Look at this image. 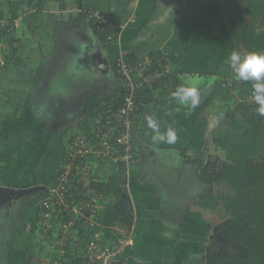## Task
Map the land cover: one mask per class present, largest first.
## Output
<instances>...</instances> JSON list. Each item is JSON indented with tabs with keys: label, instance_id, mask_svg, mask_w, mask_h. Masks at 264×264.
Returning a JSON list of instances; mask_svg holds the SVG:
<instances>
[{
	"label": "crops",
	"instance_id": "1",
	"mask_svg": "<svg viewBox=\"0 0 264 264\" xmlns=\"http://www.w3.org/2000/svg\"><path fill=\"white\" fill-rule=\"evenodd\" d=\"M26 4L0 0V15L12 29L10 33L0 29V41L9 38L1 57L8 58L2 66L6 73H0V78L11 76L17 81L0 104V208L9 209L6 214L12 221L10 230L0 235V264H49L55 236L37 240L39 203L56 183L71 136H87L94 127L96 120L81 112L85 100L96 93L113 97L120 79L111 67L119 57L129 54L135 62L155 53L162 54L167 73L134 117L133 161L125 167L97 160L92 164L93 180L117 175L127 193L120 204L112 195L102 198L97 229L109 237L132 232L131 245L119 261L110 264H127L129 259L179 264L177 259L186 249L181 251L182 245L201 243L207 235L210 241L215 231L193 222L198 196L192 189L198 177L196 154L207 148L209 130L205 131L204 123L216 117L213 105L223 103L216 87L228 76L220 73L226 68L230 46H235L228 26L230 1L29 0ZM66 6L73 10L68 12ZM84 8H97L107 16L111 33L107 42L98 39L89 18L80 14ZM82 53L100 55L107 71L96 72L81 63ZM56 66L67 76L78 77H73L71 87L50 90ZM181 76L201 79L200 104L192 111L170 98ZM25 95L30 103L28 120L20 128L8 119L22 106ZM148 115L160 122L162 131L175 130V144L152 142ZM165 164L177 172L164 169ZM35 186L17 196L9 191ZM77 232L71 237L74 246ZM209 247L205 245L206 250ZM71 254L79 258L80 252Z\"/></svg>",
	"mask_w": 264,
	"mask_h": 264
},
{
	"label": "trees",
	"instance_id": "2",
	"mask_svg": "<svg viewBox=\"0 0 264 264\" xmlns=\"http://www.w3.org/2000/svg\"><path fill=\"white\" fill-rule=\"evenodd\" d=\"M229 1L236 8L228 18L229 34L234 45L246 51H264V0ZM80 14L85 15L84 12ZM89 22L98 39L104 43L107 42L106 34L100 29H95L90 19ZM123 58L128 62L133 61L129 54ZM111 68L120 79L116 93L111 98L102 93L92 94L85 100L82 107L83 116L96 120L95 123L102 120L106 114L110 115L114 121L125 93L116 61L113 62ZM156 86L151 89L143 88L137 93L136 100L140 106L135 116L141 110V105L148 101ZM237 89H239V97L249 95L251 100L235 99L232 103H228L227 110L221 114L219 122L224 127L217 125V128L210 131L213 143L224 152L223 162L221 161L220 165L216 166L214 162L204 158L203 154H196L198 155V177L205 184L197 204L201 208L222 212V222L218 224L217 230L215 228L213 233L221 235L227 243L232 244L234 251L228 249L225 251L222 248L204 251L201 257L196 260L198 264H264V116L257 114L255 110V105L252 102L251 82L240 81V87ZM210 99L206 100L205 104H208ZM11 107L9 106L10 109ZM75 136V134L72 135L70 140ZM131 151L135 152L133 141ZM105 164L113 165L112 161H107ZM116 164L121 167L122 162L118 161ZM60 171L61 166L57 171V176ZM123 183L117 175H111L105 180H93L92 177L89 188L95 194H102V197L112 195L120 204L124 200V195L127 194ZM215 184H224L226 191L216 192ZM71 194L74 193H66L68 201L71 199L80 200V197ZM45 197L47 196L45 195ZM45 199H40L38 221ZM56 215L58 221L70 219L65 212L56 213ZM126 219L125 225L128 228L130 224L128 218ZM75 222L78 238L73 240L77 246L69 244L72 239L70 238V241L68 239L67 247H71L62 264H66V257L71 255L72 250L80 252L79 260L83 254L81 244L85 245L87 240V235L84 237L82 234L85 231V226L82 218H75ZM96 232H98L97 229ZM102 235L104 240L108 241L106 238L109 239V235L104 233ZM116 236H121V234ZM81 238L80 244L78 242ZM204 240V238L201 240L202 245L205 243ZM215 240L217 241L218 238L212 234L210 240L212 244ZM51 250L53 254L49 264L56 253L53 248ZM79 260L76 261L77 264H79ZM127 264L141 263L129 259Z\"/></svg>",
	"mask_w": 264,
	"mask_h": 264
},
{
	"label": "built area",
	"instance_id": "3",
	"mask_svg": "<svg viewBox=\"0 0 264 264\" xmlns=\"http://www.w3.org/2000/svg\"><path fill=\"white\" fill-rule=\"evenodd\" d=\"M66 9L68 12L73 10L69 6H66ZM83 10L95 29H100L106 34V39H110V22L107 16L97 8ZM0 29L5 33L12 31L9 22L1 15ZM164 61L161 53H155L135 62H128L123 56L119 57L116 66L125 93L121 106L115 114V120L113 121L111 116L106 114L104 120L94 124L90 134L77 135L68 142L60 174L43 201L38 221V231L43 238L55 236L50 244L56 252L51 264H62L67 255L71 247H67L68 239L70 241L75 231V218H82L86 232L84 237L87 235L85 245L81 244L82 238L80 240L83 254L79 264H110L114 260L119 261L131 245V231L121 236L106 238L108 241H105L102 233L97 229L103 197L102 194L90 193L92 164L95 160L112 161L115 167L118 166L116 162L121 161V167H125L133 161L131 150L134 117L140 106L136 95L143 88L151 89L162 83L167 73ZM68 192L74 193L71 195L80 197V200L68 201L66 199ZM61 212H65L70 219L56 220V213Z\"/></svg>",
	"mask_w": 264,
	"mask_h": 264
},
{
	"label": "rangeland",
	"instance_id": "4",
	"mask_svg": "<svg viewBox=\"0 0 264 264\" xmlns=\"http://www.w3.org/2000/svg\"><path fill=\"white\" fill-rule=\"evenodd\" d=\"M18 1H20L24 5L27 2H29V0H18ZM235 9H236L235 5L231 3L229 5L230 13L232 14L235 11ZM8 39L9 38H6L5 41H3V42L0 41L1 42L0 43V60H3V63H2V61L0 62V73H6L5 69H3L2 66L6 65V62H7L8 58H6V56H5V58H1V57H3V53H5L6 46L9 45L8 44ZM230 48H232V51L233 50L246 51V50L242 49L241 47L239 48V47H236V46H230ZM258 52L264 53V51H258ZM9 54H11V53H9ZM7 57H8V55H7ZM21 58H23V57H21ZM73 60L74 59H72V62H73ZM225 66H226V68L221 71L220 75H224V74L227 73V75H228L227 79L226 80H222L221 82H219L218 86L216 87L217 89H219V92H220L217 97L221 96V98L219 100H223V103H222V105H220L221 103L216 102L213 105L215 110H217V111H213V112H216L215 113L216 117H214V115H212L213 117L209 118V121L206 122V124L204 123L205 131H207V129L209 130L208 131L209 137H208V139H207V141L205 143L207 148L203 149L204 150V153H203L204 156L203 157L208 159V160H210L211 162H214L216 164V166L220 165L221 161L223 162V160H224V152L220 148L216 147V145L213 143L210 131H213V128H217V125L221 126L222 128L224 127V125L219 124L220 119H221V114H223V112L225 110H227V106L230 103H232L233 100H235V99H239V100H242V101L243 100H248V101L251 100L249 95H247L246 97L245 96H243V97H239L238 96L239 89H237V88L240 87V81H238L237 79L234 78V74H233L231 68L229 67V65L227 64V61H226V65ZM66 74H67V72H65L63 70L59 71L58 66H56V68L53 71L51 82H50V86H51L50 90L51 91H56L59 86L60 87H66V86L67 87H71L70 84H73V83H70V82L72 81L73 77L74 78H78L77 76H73L72 77V75L67 76ZM0 76H1V74H0ZM59 76H65V78L60 79ZM74 80H76V79H74ZM198 80L200 81L201 79H198ZM15 81L16 80L12 79L11 76L0 78V104H4L3 103V102H5L4 99H7L6 98L7 96H5L6 94H9L7 92V90L11 91L12 89H14V86L17 83V81H16V83H15ZM106 81H107V79H106ZM109 82H111V81L109 80ZM19 97L20 96L17 95V100H18ZM217 97L215 96V98H217ZM26 98H27L26 95L22 97V99H21L22 106L17 107V109H15L14 112H11V114H10L11 117L8 119V120H12L13 124L14 123L15 124H19V127L20 126L21 127L25 126L27 124V120H28L27 114H28L29 111H27V110H28L29 107L27 108V106H28V104L30 106V103H29L28 100L25 101ZM46 103H48V101H46ZM2 106L7 107V105H2ZM49 109H51V108H49ZM73 112H75V111H73ZM77 120H79V119H77ZM77 120H76V122H77ZM10 127L14 128V126H10ZM19 127H17L16 130H18ZM0 129H3V128L0 127ZM28 151H32V149L30 148V150H28ZM167 165L165 164L163 166V168L164 169L166 168V170H171V171L177 172V170H174L175 169L174 167H169V165L168 166ZM190 173H193L192 169H190ZM190 180H192V178ZM204 187H205V184L200 180L199 177H197L196 180H195L194 187L192 189L193 190V194L197 195L199 197V195H201L203 193ZM214 190L216 192L217 191L218 192L219 191L225 192L226 191V186L224 184H215L214 185ZM10 199H13V198H10ZM20 201H21V199H20ZM193 207L195 208V211H194V209H192V211H193L192 213L196 214V217L194 219L192 218L194 223L199 224V225H201L203 227H207L209 231H211V229L213 230L215 228L217 230L218 224H220L222 222L221 221V219H222V217H221L222 212L221 211H218V210L215 211V210H209V209L201 208L196 203H194ZM18 209H19V204L16 207V211L17 212H18ZM8 210L9 209H7V208L6 209L0 208V235L1 234L2 235L5 234L8 230H10V228L12 226V221H10L9 217H7V214H6V212H8ZM9 214H10V211H9ZM124 233H126V230H125V232L120 233V234L123 235ZM120 234L118 233L116 235H120ZM212 234H213V236H216V238H217L218 234L215 235L216 233H213V232H212ZM209 236L210 235H207V238H205L204 245H202L199 242L194 243L195 245H193L192 243H188L186 245H182L181 246V251L184 250V248H186V249L184 250V252L181 253L179 259H177V257H176L177 263H179V264H198L197 261H195V260L199 259L201 257V255H202V252H204L206 250L205 249V245L206 246L207 245L211 246V247L208 248V250H214V248H218V249L222 248L225 251H227V249L229 251H234V249H233L234 246L232 244L227 243L226 241H223V240H220V239H218L217 241L215 240L213 242V244H212L211 241H209V239H210ZM45 237H47V236H45ZM39 239L43 240V236L38 233L37 234V240H39ZM78 243H80V241ZM206 252H207V250H206ZM52 254H53V252H52ZM51 257H52V255H51ZM66 259H67L66 264H74L78 260V257H77V255L75 256V255L71 254V256L66 257Z\"/></svg>",
	"mask_w": 264,
	"mask_h": 264
},
{
	"label": "clouds",
	"instance_id": "5",
	"mask_svg": "<svg viewBox=\"0 0 264 264\" xmlns=\"http://www.w3.org/2000/svg\"><path fill=\"white\" fill-rule=\"evenodd\" d=\"M227 64L238 81L251 82L252 102L257 114L264 116V53L258 51H237L229 53ZM171 70V69H170ZM180 83L171 92V100L192 111L201 100L199 80L193 76L179 77ZM147 127L152 130L154 144H175L177 135L172 127L161 130L160 122L151 115L145 117Z\"/></svg>",
	"mask_w": 264,
	"mask_h": 264
},
{
	"label": "water",
	"instance_id": "6",
	"mask_svg": "<svg viewBox=\"0 0 264 264\" xmlns=\"http://www.w3.org/2000/svg\"><path fill=\"white\" fill-rule=\"evenodd\" d=\"M81 63L85 64L87 67L89 68H92L94 70H96V72H102V71H107L108 69V65L105 64V62L103 61V59L100 57V55H98L97 53H89L87 55V53H82L81 57ZM84 65V67H85ZM37 189L38 186H35L33 188H28V189H25L23 192L22 190H13V189H10L9 191L11 193H14V195H19V194H22L24 192H27V191H31L33 189ZM218 238L225 241V239L221 236V235H218Z\"/></svg>",
	"mask_w": 264,
	"mask_h": 264
},
{
	"label": "flooded vegetation",
	"instance_id": "7",
	"mask_svg": "<svg viewBox=\"0 0 264 264\" xmlns=\"http://www.w3.org/2000/svg\"><path fill=\"white\" fill-rule=\"evenodd\" d=\"M217 238H218V235H217ZM219 239V238H218ZM221 240V239H220Z\"/></svg>",
	"mask_w": 264,
	"mask_h": 264
}]
</instances>
